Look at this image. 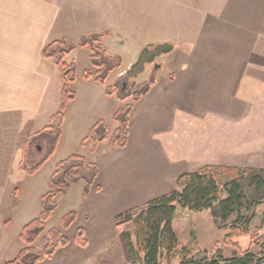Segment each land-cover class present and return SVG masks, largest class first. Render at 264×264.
<instances>
[{
	"label": "crops",
	"instance_id": "1",
	"mask_svg": "<svg viewBox=\"0 0 264 264\" xmlns=\"http://www.w3.org/2000/svg\"><path fill=\"white\" fill-rule=\"evenodd\" d=\"M121 13L127 23L115 19ZM106 31L116 36L102 45L122 37L135 50L172 51L158 58L154 84L133 104L126 146L92 154L97 176L64 232L69 244L41 264H83L89 247H104L117 215L173 192L182 176L206 166L251 168L249 161L264 169V0H0V212L24 128L56 112L54 104L45 114L53 64L42 48ZM77 229L86 248L73 244Z\"/></svg>",
	"mask_w": 264,
	"mask_h": 264
},
{
	"label": "trees",
	"instance_id": "2",
	"mask_svg": "<svg viewBox=\"0 0 264 264\" xmlns=\"http://www.w3.org/2000/svg\"><path fill=\"white\" fill-rule=\"evenodd\" d=\"M106 36L114 37L116 34L107 31L88 34L81 36L76 45L69 40H60L42 48V59L50 61L57 68L63 86L58 110L51 117L49 124L25 140V150H22L18 167L27 175L35 174L53 154L61 135L63 112L66 105L75 98L68 85L76 80V68L73 62L66 63L64 58L77 47L86 49L91 71H85L83 79L101 85L111 72L119 68L120 57L108 55L102 45V39ZM154 74L155 71L150 80L134 86L130 92L127 91L128 95L120 94L126 91L122 85L114 84L112 88H106V94L110 95L114 89L119 99L131 98V103L126 104L114 115L113 120L117 127L111 135L107 134L104 124L98 122L82 140L80 147L90 154L96 152L100 143H105L111 151L123 149L127 144V127L133 104L154 84ZM35 143L40 150L41 148L42 151L45 150L43 156H38V148L33 152L30 150V146ZM263 172L253 168L206 166L178 178L173 192L117 215L113 223L127 263L172 264L177 261L178 264H264V240L253 239L256 249L246 250L239 257L227 260L218 257L209 260L205 255H194L192 249L180 245L172 230L177 207L194 213L210 211L213 219L221 220L220 225L229 231L223 241L224 244L233 246L234 240L247 234L255 208L264 204ZM96 176V165L87 163L78 154H73L56 164L49 180L50 190L41 198L42 212L37 219L26 224L18 235V241H22L26 247L4 264H41L51 259L57 250L66 247L69 241L65 238L64 232L75 221L76 213L73 211L67 213L58 228L46 231L44 224L57 206L54 200L58 196H64L72 184L83 182L86 185L80 198L83 202L90 193ZM248 212L250 216L246 214ZM87 243L84 231L77 229L73 244L85 248ZM197 255L198 259L195 258Z\"/></svg>",
	"mask_w": 264,
	"mask_h": 264
},
{
	"label": "rangeland",
	"instance_id": "3",
	"mask_svg": "<svg viewBox=\"0 0 264 264\" xmlns=\"http://www.w3.org/2000/svg\"><path fill=\"white\" fill-rule=\"evenodd\" d=\"M114 9H116V6ZM115 19L121 20V23H127L126 20H128L122 13L120 18L115 17ZM108 40L104 41L103 46L107 49L108 55L110 56L112 55L111 53H119L120 65L118 69L110 73L103 85L99 83L95 84L99 87L100 85L104 87V93L97 95L98 98L95 93L93 94L91 92L90 86H82L80 83L78 87H76L79 80L80 82L85 80L83 79L84 72L87 70L91 71L87 58V50L77 47L69 56L64 58L66 63L73 62L76 68V80L73 84L68 85V87L70 91L75 94L73 101H75L76 97L77 100L74 106H71L73 101L66 105L63 112V122L60 128L61 135L53 154L45 160L41 168L33 175H27L23 170H20L19 167L12 173L13 184L10 185V187H12V195L7 196L0 212V264L11 261L21 249L26 247L22 241H18V235L24 225L37 219L42 212L43 204L41 198L50 190V175L56 164L73 154H82L85 161L91 163V159H93L94 156L88 153L86 149L80 147L82 140L88 135L90 129L98 122L104 124L108 135H111L116 129L117 125L113 117L122 107L131 103V98L126 100L119 99L114 89L111 91V94L108 95L105 92L106 88H112L114 84L118 86L122 85L123 89L125 88L126 91L120 94L128 95V92L133 90V88L145 83L144 81L146 80H150L153 74L152 65L149 67L146 65L145 71L137 78H126L124 75L125 72L136 62L141 50L138 46L136 50L132 48L131 40L127 41L122 37L116 41L111 39L110 41ZM156 62L155 60L154 63L156 64ZM128 63L131 64L127 66ZM50 64L52 63L50 62ZM52 66L53 71L51 72L53 74V80L44 106L45 114L50 113L54 104L57 112L60 103V92L63 86L57 68L54 65ZM156 71H158V69ZM102 98H104V100H102ZM41 118L42 119L33 122L29 128L26 127L28 122H25L26 128H24L25 130L22 137L21 156L22 150H25V140L27 137L34 135L49 124L50 119L45 120L44 117ZM37 146V143L31 145L30 150L33 152L35 148H38V156H43L45 150L42 151L43 148L40 150ZM104 146H106L105 143H100L97 147V149H100L98 152L102 151ZM79 147L80 149H78ZM41 151L42 153H40ZM35 158L37 159L38 157L35 156ZM232 163L242 165L246 162L244 160H237ZM247 166L264 171V169H257V167H255L256 163L253 161L247 162ZM85 187L86 185L83 182H76L69 187L64 196L55 198L54 202H56L57 206L52 211L51 217L44 224L46 231L52 228H58L62 218L67 213L71 211L75 212V208L84 193ZM246 214L250 216V212ZM251 220L246 231L247 234L243 238L234 240L233 246L224 244L223 241L229 231L227 228L220 225L221 220L213 219L210 211L194 213L184 211L177 207L172 222V230L180 245L192 249L195 252L194 255H205L209 260L218 257L227 260L232 257H239L240 254L246 250L254 251L256 249L255 239L257 241L264 240V204H260L255 208V214ZM113 230V232L111 231L105 234L106 239L103 248L89 247L87 249L88 251L86 252V258L83 264H128L122 247L116 237L118 234L117 230ZM198 255L195 256L196 259H198ZM172 264H178V262L175 261Z\"/></svg>",
	"mask_w": 264,
	"mask_h": 264
},
{
	"label": "water",
	"instance_id": "4",
	"mask_svg": "<svg viewBox=\"0 0 264 264\" xmlns=\"http://www.w3.org/2000/svg\"><path fill=\"white\" fill-rule=\"evenodd\" d=\"M172 51V46L169 44H159V45H152L151 47H144L136 62L133 63L128 70L125 72V77L128 79L137 78L140 74L145 71L146 65L148 67L154 64L153 71H156L160 68L159 64H155V60L157 61L158 58L169 54ZM39 150V149H38Z\"/></svg>",
	"mask_w": 264,
	"mask_h": 264
},
{
	"label": "flooded vegetation",
	"instance_id": "5",
	"mask_svg": "<svg viewBox=\"0 0 264 264\" xmlns=\"http://www.w3.org/2000/svg\"><path fill=\"white\" fill-rule=\"evenodd\" d=\"M157 63V62H156ZM154 66V64H152V67Z\"/></svg>",
	"mask_w": 264,
	"mask_h": 264
}]
</instances>
